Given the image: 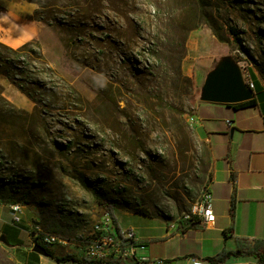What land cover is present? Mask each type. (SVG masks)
I'll return each mask as SVG.
<instances>
[{
    "label": "rangeland",
    "instance_id": "1",
    "mask_svg": "<svg viewBox=\"0 0 264 264\" xmlns=\"http://www.w3.org/2000/svg\"><path fill=\"white\" fill-rule=\"evenodd\" d=\"M36 9L51 24L30 19ZM200 11L193 0H0V41L36 42L54 69H35L36 102L0 75V205L34 210L29 226L66 240L56 253L83 255L106 211L96 194L172 219L205 191L208 148L187 117L222 60L264 85V0L210 1L228 42L206 24L193 28L214 39L212 47L203 41L201 57L213 56L212 65L196 84L177 71ZM0 264H15L2 241Z\"/></svg>",
    "mask_w": 264,
    "mask_h": 264
},
{
    "label": "crops",
    "instance_id": "2",
    "mask_svg": "<svg viewBox=\"0 0 264 264\" xmlns=\"http://www.w3.org/2000/svg\"><path fill=\"white\" fill-rule=\"evenodd\" d=\"M203 41L213 46V35L205 30L192 29L188 34V54L181 69L185 76L197 84V73L207 71L212 57H201ZM189 56V57H188ZM189 58L188 61H185ZM253 72V71H252ZM254 73V72H253ZM264 90V85L254 73ZM227 103L199 101L195 128L208 148L210 179L205 191L212 196L215 219L207 224L188 225L181 219L174 227L159 215L137 213L127 208L115 207L114 214L120 227H131L137 239L146 244L144 255L149 258H166L175 264H185L188 257L208 259L221 251L242 250L245 244L264 242V116L255 108L241 111ZM22 215L20 224L11 221L6 205H0V234L4 233L15 264H72L56 263L32 250L28 218L37 213L29 210ZM120 215L125 218L122 224ZM179 227V228H178ZM54 246V245H53ZM55 251V249L52 247ZM215 264H261L254 255H229Z\"/></svg>",
    "mask_w": 264,
    "mask_h": 264
},
{
    "label": "trees",
    "instance_id": "3",
    "mask_svg": "<svg viewBox=\"0 0 264 264\" xmlns=\"http://www.w3.org/2000/svg\"><path fill=\"white\" fill-rule=\"evenodd\" d=\"M210 1L211 0H193L194 10H198V12L200 10L203 11H200L201 15L200 17H198L199 21L192 25V27H190L189 29L197 28L200 23H203L211 29L212 34L219 41L228 42V38L225 34L224 29L217 25L212 17V14L209 11ZM205 6H208V11L205 10ZM38 10L39 9H36L34 11V16L29 18L42 21L46 24H51L50 21L37 14ZM230 31L232 35H236V30L233 27H230ZM39 65L41 66V68H43V73L44 71L48 73H54V69L48 64L40 49V46L36 42L27 41L17 47H12L0 41V75L5 76L12 84L18 87L24 94L28 96V98H30L34 102H36V97L34 96V88L32 87L31 83H38L37 79H34V77L37 74L35 69H37V66ZM177 75L179 78L190 82V78L182 74L180 67H178ZM249 81L253 84V86L250 88L253 91V97L242 102L227 103L226 105L231 106L238 112L241 111V109L245 108H255L264 116V90L262 89L259 81L255 79V75L252 71H249L248 80L245 81V83L248 85ZM67 86L75 96L79 95L75 88H73L69 84H67ZM1 90L2 88L0 86V93L2 92ZM95 197L97 202L104 206L106 212H108V214L112 217L114 223L116 224V227L119 228L120 226L114 214V208L116 207L114 203L110 202L106 197H102L98 194H96ZM132 211L148 214L138 207L134 208ZM11 221L16 226L25 229V227L20 223H16L13 218H11ZM0 235H4L7 242L6 235L4 233H1ZM52 246L53 245H42L45 250V256L56 263L71 262L72 264H93L89 262V258L84 254L81 256L72 253L58 254L52 249ZM242 253L254 255L257 258L258 262L264 264V242H255L251 245L245 244L242 250L237 251L223 250L214 257L209 258L208 260L211 263L215 264L217 262H222L227 256L231 254L239 255Z\"/></svg>",
    "mask_w": 264,
    "mask_h": 264
},
{
    "label": "built area",
    "instance_id": "4",
    "mask_svg": "<svg viewBox=\"0 0 264 264\" xmlns=\"http://www.w3.org/2000/svg\"><path fill=\"white\" fill-rule=\"evenodd\" d=\"M249 88L253 86L249 81ZM187 123L190 126L195 124V116L189 115ZM10 214L16 223L21 222L24 205L8 203ZM186 221L188 225L207 224L215 219L212 210V196L204 191L189 208L181 213L177 222H171L170 227L179 220ZM179 228V227H178ZM31 246L33 245H56L66 243V240L54 233L44 232L38 225L29 226ZM146 244L137 239L131 227H116L108 212H103L96 219L86 237L83 254L93 264H175L174 261L166 258H149L142 253ZM185 264H206L203 259L188 257Z\"/></svg>",
    "mask_w": 264,
    "mask_h": 264
},
{
    "label": "water",
    "instance_id": "5",
    "mask_svg": "<svg viewBox=\"0 0 264 264\" xmlns=\"http://www.w3.org/2000/svg\"><path fill=\"white\" fill-rule=\"evenodd\" d=\"M252 97L253 91L242 79L238 67L225 59L208 72L201 88L200 99L213 103H237ZM0 241L6 242L4 235H0ZM32 250L45 255V250L40 245H33Z\"/></svg>",
    "mask_w": 264,
    "mask_h": 264
},
{
    "label": "bare ground",
    "instance_id": "6",
    "mask_svg": "<svg viewBox=\"0 0 264 264\" xmlns=\"http://www.w3.org/2000/svg\"><path fill=\"white\" fill-rule=\"evenodd\" d=\"M11 204H14V205H23V204H21V202L19 203V202H16V201L11 202ZM24 206H25V205H24Z\"/></svg>",
    "mask_w": 264,
    "mask_h": 264
}]
</instances>
